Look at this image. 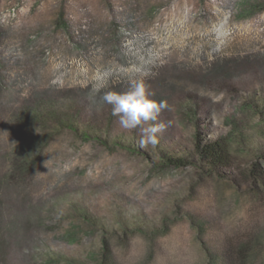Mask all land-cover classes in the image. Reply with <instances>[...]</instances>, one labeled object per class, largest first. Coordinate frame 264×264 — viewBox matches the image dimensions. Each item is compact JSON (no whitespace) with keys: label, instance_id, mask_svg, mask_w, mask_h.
Returning a JSON list of instances; mask_svg holds the SVG:
<instances>
[{"label":"rangeland","instance_id":"374dc122","mask_svg":"<svg viewBox=\"0 0 264 264\" xmlns=\"http://www.w3.org/2000/svg\"><path fill=\"white\" fill-rule=\"evenodd\" d=\"M132 80L168 102L155 148L93 104ZM48 87L61 109L14 138L12 111ZM0 102V145L39 160L10 264H211L264 226V0H0ZM197 136L226 140L224 173Z\"/></svg>","mask_w":264,"mask_h":264},{"label":"trees","instance_id":"16d2710c","mask_svg":"<svg viewBox=\"0 0 264 264\" xmlns=\"http://www.w3.org/2000/svg\"><path fill=\"white\" fill-rule=\"evenodd\" d=\"M260 6V2L255 1L249 7ZM54 92L53 87H48L45 91L46 97L35 94L25 100L20 107L12 111L5 129L11 131L15 138L19 137L28 123H37L45 118L44 115L48 119L54 118L56 111L61 107L58 103L52 104L45 100ZM97 99L99 97L96 96L93 104L99 108L103 107L105 103ZM2 105H5L4 102H0V106ZM4 148L0 145V264H10L9 256L13 245L17 247L21 243L20 238L29 236L33 231L32 218L26 209L29 204V189L33 185L39 160L36 156L37 149L20 147L10 153ZM194 153L200 163L220 174L232 163V156L224 139L202 142L197 136ZM167 161L176 164L183 162L181 159L172 158H168ZM227 179L235 183L234 178ZM250 179L254 180L251 191L258 200L260 195H264V172L254 166L250 171ZM108 257L107 252L103 250L99 264H106ZM213 261L211 264H264V226L260 229L247 230L236 242L227 240L222 243Z\"/></svg>","mask_w":264,"mask_h":264},{"label":"clouds","instance_id":"9594fccd","mask_svg":"<svg viewBox=\"0 0 264 264\" xmlns=\"http://www.w3.org/2000/svg\"><path fill=\"white\" fill-rule=\"evenodd\" d=\"M101 99L112 106V115L119 118L123 129H139L141 148L149 145L155 148L159 144L160 134L166 129V124L158 122V119L169 105L166 100L151 99L143 81L132 80L127 91H108Z\"/></svg>","mask_w":264,"mask_h":264}]
</instances>
